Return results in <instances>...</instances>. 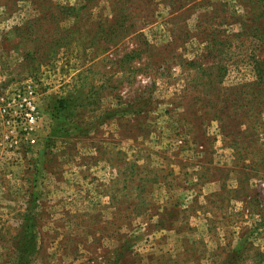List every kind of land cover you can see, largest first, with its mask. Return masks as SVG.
I'll list each match as a JSON object with an SVG mask.
<instances>
[{
  "label": "rangeland",
  "instance_id": "obj_1",
  "mask_svg": "<svg viewBox=\"0 0 264 264\" xmlns=\"http://www.w3.org/2000/svg\"><path fill=\"white\" fill-rule=\"evenodd\" d=\"M263 12L0 0V94L40 109L35 144L0 136V264H264Z\"/></svg>",
  "mask_w": 264,
  "mask_h": 264
},
{
  "label": "built area",
  "instance_id": "obj_2",
  "mask_svg": "<svg viewBox=\"0 0 264 264\" xmlns=\"http://www.w3.org/2000/svg\"><path fill=\"white\" fill-rule=\"evenodd\" d=\"M40 109L34 86L0 94V136L2 149L16 151L36 143Z\"/></svg>",
  "mask_w": 264,
  "mask_h": 264
},
{
  "label": "trees",
  "instance_id": "obj_3",
  "mask_svg": "<svg viewBox=\"0 0 264 264\" xmlns=\"http://www.w3.org/2000/svg\"><path fill=\"white\" fill-rule=\"evenodd\" d=\"M88 7H89V5L87 4V5L82 6L80 8H68L65 10L68 11L69 14H72V13L77 14V12H79L80 10L87 9ZM118 9H119V12H117V13L115 12L116 14H114V15L115 16L119 15V18H118L119 20L117 22L116 21L112 22L111 25L102 29L103 34H102L101 39H104L108 46L111 44H115L118 41L119 38H118L117 34H114V33H116L118 31V29H120V27H124L123 25H120V23H121L120 20H121L122 15L129 11V9L126 8L125 3L122 5L121 8H118ZM66 31H67V33H65L64 36L60 37L61 40L65 39V37H68L71 39L72 31L69 28ZM259 31L261 32L259 40L262 41V44H261L262 46L261 45L260 46L264 47V30L259 29ZM108 46H105V47H108ZM263 60H264V58H263Z\"/></svg>",
  "mask_w": 264,
  "mask_h": 264
}]
</instances>
